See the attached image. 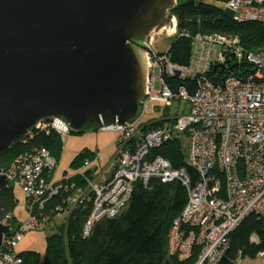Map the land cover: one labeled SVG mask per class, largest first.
Masks as SVG:
<instances>
[{
    "label": "built area",
    "instance_id": "2783aa9c",
    "mask_svg": "<svg viewBox=\"0 0 264 264\" xmlns=\"http://www.w3.org/2000/svg\"><path fill=\"white\" fill-rule=\"evenodd\" d=\"M225 6L235 23L255 22L264 29V0H225ZM180 35L190 40L188 64L170 62L167 50L153 57L145 53L146 91L139 115L123 125L96 128L112 132L116 147L113 159L99 174L93 175L97 157L93 153L78 173L53 181L57 160L45 148L24 151L1 170L20 186L29 218L3 236L0 264H22L17 249L23 233L53 231L55 223L65 226L87 204L90 211L81 234L88 237L97 222L126 209L137 185L146 187L152 179L178 181L187 192V202L168 234V253L178 260H187L196 249L194 264H217L230 248V235L246 217L254 215L264 224V51L247 52L237 38L221 33L183 31ZM229 64L246 68L240 76L230 74L217 83L216 78L226 76ZM149 102L167 109L176 105L175 113L142 124ZM156 122L161 125L151 127ZM34 131L59 137L70 134L60 119L40 122ZM174 134L186 138L191 172L185 167L175 169L153 154ZM54 198L58 204L46 210ZM10 218L8 214L0 223L11 225ZM257 257L264 261V249Z\"/></svg>",
    "mask_w": 264,
    "mask_h": 264
},
{
    "label": "water",
    "instance_id": "95a60500",
    "mask_svg": "<svg viewBox=\"0 0 264 264\" xmlns=\"http://www.w3.org/2000/svg\"><path fill=\"white\" fill-rule=\"evenodd\" d=\"M176 4L0 0V158L40 122L60 119L81 134L133 121L146 91L145 53L153 57L155 34L176 35ZM11 186L0 170V192ZM12 229L0 223V247Z\"/></svg>",
    "mask_w": 264,
    "mask_h": 264
},
{
    "label": "trees",
    "instance_id": "16d2710c",
    "mask_svg": "<svg viewBox=\"0 0 264 264\" xmlns=\"http://www.w3.org/2000/svg\"><path fill=\"white\" fill-rule=\"evenodd\" d=\"M216 1L225 3V0ZM171 13L176 19V35L167 50V56L174 64L187 65L190 58V40L180 35L183 31L191 35H230L237 38L239 45L247 52L264 51V29L260 24L235 23L223 10L208 2L177 1ZM245 68V64H229L226 76L215 81L222 83L230 74L240 76ZM156 125L161 123L156 122L151 127ZM185 140L184 134H174L168 142L153 150V154L166 159L175 169L185 167L191 172L186 162ZM34 148L47 149L57 160L61 151V137L54 133L44 135L32 132L0 158V170L4 171L18 154ZM92 154L89 150L82 151L73 158L70 166L78 168L85 159L92 158ZM12 189L13 183L9 189L0 192V220L11 214L8 222L17 227L12 215L16 205ZM58 202V198L52 199L46 210ZM186 202L187 192L180 182L161 183L152 179L146 187L137 185L126 209L114 218L97 222L86 238L81 233L90 211L88 204L74 212L65 226L53 224V231L46 238L43 260L40 261L37 252L24 251L20 252L22 264H194L196 249L190 258L183 261L168 253L171 224L180 215ZM229 240L230 248L218 264H237L239 259L256 258L264 249L262 220L254 215L246 217Z\"/></svg>",
    "mask_w": 264,
    "mask_h": 264
},
{
    "label": "rangeland",
    "instance_id": "374dc122",
    "mask_svg": "<svg viewBox=\"0 0 264 264\" xmlns=\"http://www.w3.org/2000/svg\"><path fill=\"white\" fill-rule=\"evenodd\" d=\"M181 2L182 0H176ZM209 4L218 7L221 10H225V3L208 0ZM173 36L168 35L165 32H160L153 36V40L150 44V49L154 54H162L170 47ZM157 74V72H156ZM159 88V84H156V89ZM156 106H159L156 108ZM176 105L172 108H164L163 105L154 103H147L145 106L144 114L140 118V123L147 124L154 120H160L168 116H173L175 113ZM114 143V135L112 132H103L97 130L95 127L86 128L81 134H63L61 136V151L57 159V165L53 172L52 180L57 181L64 177L72 176L78 173L79 168L70 166L73 158L84 150H89L96 153V160L93 162L92 168H94L93 175L99 174L103 169L107 167L110 161L113 159L116 153V147ZM184 150L186 151V140L184 141ZM106 175L103 174V177ZM13 196L16 201V205L12 211V215L15 218V225H23L29 218L28 211L26 210L25 197L22 193L20 186L13 184ZM52 233V230L30 231L23 233L22 242L18 247V251H33L40 254V261L43 260L44 251L46 246V238ZM218 264V263H217ZM237 264H264V261L259 258H243L237 260Z\"/></svg>",
    "mask_w": 264,
    "mask_h": 264
},
{
    "label": "crops",
    "instance_id": "0c3cea01",
    "mask_svg": "<svg viewBox=\"0 0 264 264\" xmlns=\"http://www.w3.org/2000/svg\"><path fill=\"white\" fill-rule=\"evenodd\" d=\"M106 176L105 177H108V174H105Z\"/></svg>",
    "mask_w": 264,
    "mask_h": 264
}]
</instances>
